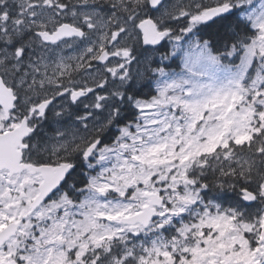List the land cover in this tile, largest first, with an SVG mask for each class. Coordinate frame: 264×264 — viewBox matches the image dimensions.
Returning <instances> with one entry per match:
<instances>
[{"label":"snow or ice","instance_id":"6c2138e0","mask_svg":"<svg viewBox=\"0 0 264 264\" xmlns=\"http://www.w3.org/2000/svg\"><path fill=\"white\" fill-rule=\"evenodd\" d=\"M0 264H264V0H0Z\"/></svg>","mask_w":264,"mask_h":264}]
</instances>
